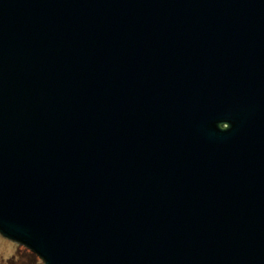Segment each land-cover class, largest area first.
I'll return each instance as SVG.
<instances>
[{
	"label": "water",
	"instance_id": "1",
	"mask_svg": "<svg viewBox=\"0 0 264 264\" xmlns=\"http://www.w3.org/2000/svg\"><path fill=\"white\" fill-rule=\"evenodd\" d=\"M0 234L264 264V0H0Z\"/></svg>",
	"mask_w": 264,
	"mask_h": 264
},
{
	"label": "rangeland",
	"instance_id": "2",
	"mask_svg": "<svg viewBox=\"0 0 264 264\" xmlns=\"http://www.w3.org/2000/svg\"><path fill=\"white\" fill-rule=\"evenodd\" d=\"M0 264H43L29 249L0 234Z\"/></svg>",
	"mask_w": 264,
	"mask_h": 264
}]
</instances>
